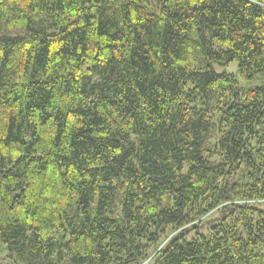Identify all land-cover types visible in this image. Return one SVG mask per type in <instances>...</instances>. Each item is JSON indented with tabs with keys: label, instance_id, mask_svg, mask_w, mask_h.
<instances>
[{
	"label": "trees",
	"instance_id": "obj_1",
	"mask_svg": "<svg viewBox=\"0 0 264 264\" xmlns=\"http://www.w3.org/2000/svg\"><path fill=\"white\" fill-rule=\"evenodd\" d=\"M260 73L264 0H0V264H264Z\"/></svg>",
	"mask_w": 264,
	"mask_h": 264
},
{
	"label": "rangeland",
	"instance_id": "obj_2",
	"mask_svg": "<svg viewBox=\"0 0 264 264\" xmlns=\"http://www.w3.org/2000/svg\"><path fill=\"white\" fill-rule=\"evenodd\" d=\"M215 68H216V70L218 72L225 70L227 72L236 73L237 65H236L235 62H232L226 68H223V67H220V66H216ZM236 77H237V80H238L239 84L245 89L254 88V87H258V86L264 85V73L257 74L251 80L242 79L238 74H237Z\"/></svg>",
	"mask_w": 264,
	"mask_h": 264
}]
</instances>
